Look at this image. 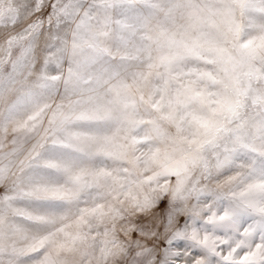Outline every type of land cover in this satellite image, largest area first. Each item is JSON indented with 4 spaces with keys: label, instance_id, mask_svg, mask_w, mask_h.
Masks as SVG:
<instances>
[{
    "label": "snow or ice",
    "instance_id": "obj_1",
    "mask_svg": "<svg viewBox=\"0 0 264 264\" xmlns=\"http://www.w3.org/2000/svg\"><path fill=\"white\" fill-rule=\"evenodd\" d=\"M0 264H264V0H0Z\"/></svg>",
    "mask_w": 264,
    "mask_h": 264
}]
</instances>
